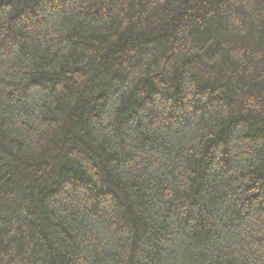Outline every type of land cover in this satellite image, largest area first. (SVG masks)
<instances>
[{"label":"trees","instance_id":"1","mask_svg":"<svg viewBox=\"0 0 264 264\" xmlns=\"http://www.w3.org/2000/svg\"><path fill=\"white\" fill-rule=\"evenodd\" d=\"M0 264H264V0H0Z\"/></svg>","mask_w":264,"mask_h":264}]
</instances>
